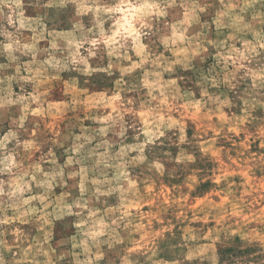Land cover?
<instances>
[{"label":"rangeland","instance_id":"1","mask_svg":"<svg viewBox=\"0 0 264 264\" xmlns=\"http://www.w3.org/2000/svg\"><path fill=\"white\" fill-rule=\"evenodd\" d=\"M226 247L264 252V0H0V264Z\"/></svg>","mask_w":264,"mask_h":264},{"label":"trees","instance_id":"2","mask_svg":"<svg viewBox=\"0 0 264 264\" xmlns=\"http://www.w3.org/2000/svg\"><path fill=\"white\" fill-rule=\"evenodd\" d=\"M255 247H226L219 250V261H226L229 264H264L259 260L263 259L262 248L255 251ZM264 251V250H263Z\"/></svg>","mask_w":264,"mask_h":264}]
</instances>
